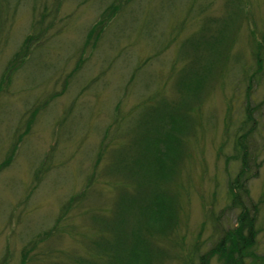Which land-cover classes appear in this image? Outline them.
Masks as SVG:
<instances>
[{"label": "rangeland", "instance_id": "1", "mask_svg": "<svg viewBox=\"0 0 264 264\" xmlns=\"http://www.w3.org/2000/svg\"><path fill=\"white\" fill-rule=\"evenodd\" d=\"M8 1L0 21V77L20 41L30 34V24L39 8L43 5L50 8L52 0ZM116 1L59 0L58 12H50L54 22L46 42L33 47L27 63L11 76L9 84L2 83L0 163L6 159L15 141L16 148L10 164L0 170V264H20L22 246L40 237L42 241L34 250L35 255L39 254V260L25 264H72L73 260L85 258V238H80L77 244L74 236L44 234L49 233L69 197L83 191L85 179L93 174L98 158L95 184L84 191V198L67 213V216L71 215L69 224L77 233L89 228L95 231L97 225L92 224L90 217L92 214L96 218L103 216L98 212L103 207L111 208L118 194L110 184L119 181L113 176L115 174L106 176L105 171L118 142L124 145L130 141L124 133L135 130L141 112L137 108L148 98V94L143 95L147 93L146 89L139 83L146 79L149 83L155 80L163 83L168 78L165 72L174 79L175 71L182 67L183 63L176 61L177 68L172 69L178 56L173 50L175 45L166 43V47L159 48L157 55L162 57V62L153 63L155 58L151 60L147 48L163 40H151L149 46L146 40L134 42L137 38L132 34L143 39L151 36L163 39L169 35V23L174 24L179 16L185 15L187 25L176 40L180 42L187 34L191 36L198 29L196 19L194 21L198 14L192 9L189 15L185 13L190 0H132V6L131 3L124 6L108 23L100 41L84 44L87 31L99 19L102 9ZM201 1V8H207L198 15L203 24L207 19L222 18L223 12H231L235 4L234 0ZM241 1L245 13L233 25L234 45L228 51L227 84L216 78L215 86L207 91L210 95L203 101L205 107H202L204 111L201 109L200 123L195 132L185 135L182 170L172 177L169 182L172 184L167 187L168 193L173 194L180 183L184 193L176 196L182 210L176 213L179 223L174 231L163 238L155 237L153 241L157 249L165 253L164 264H184L182 259L190 257L196 244L199 254L205 253L209 245L206 248L204 245L215 236H212L213 225L221 228L234 225L237 208L227 207L226 181L235 177L237 165L229 159L233 139L243 136L242 133L245 143L252 148L248 154L256 156L260 163L257 176L248 182L251 200L256 202L264 191V77L254 88L250 85L247 89L245 84H240L238 91L234 88L239 75L243 77L246 73L248 77L252 71L245 41L247 32L238 34L237 30L246 27L253 32V38H259L264 27V0ZM118 2L120 4L122 0ZM140 3H143L142 8ZM233 64L234 70L231 69ZM172 81L167 83L164 91L160 90V85L150 86L151 105L160 97L167 102L177 99ZM243 92L251 104L250 120L234 109L233 117H228L231 121L225 122L226 102L233 97L234 106L239 108ZM52 96L54 98L50 100ZM44 100L49 102L48 105L38 112L24 135V121L29 112ZM20 135L23 137L18 139ZM120 153L125 151L116 152V159H125L132 154L118 156ZM47 156L46 166L41 168ZM258 216L255 252L264 254V209ZM82 234H88L86 239L90 238L89 233ZM209 264L218 263L213 260Z\"/></svg>", "mask_w": 264, "mask_h": 264}, {"label": "trees", "instance_id": "2", "mask_svg": "<svg viewBox=\"0 0 264 264\" xmlns=\"http://www.w3.org/2000/svg\"><path fill=\"white\" fill-rule=\"evenodd\" d=\"M118 1L116 3L112 2L107 8L102 9L98 16L99 19L87 31L84 44L100 41L108 23L117 17L115 15L120 13L122 8L131 3L132 0H122L120 4ZM143 1L148 2V0ZM58 2L59 0H52L49 5L50 8L45 5L39 8L40 11L36 13L35 18H33L34 21L30 24V34L20 41L21 44L10 56L1 72L0 89L3 84H9L11 76L27 63L26 61L31 55L33 47H40L48 39L47 33L49 35L51 32L54 22L50 19L51 13L58 12ZM133 2L130 4L131 6L134 4ZM233 2L235 4L231 12L224 11L222 18L207 19L203 24L198 20V15L202 9H207L206 6L201 8L203 7L201 0H190L189 4H191L187 6L185 13L189 15L188 12H191L192 9V12L198 14L194 18V21L195 19L197 21L196 26H198V29L191 36L187 34L186 37L181 38L180 42L176 38L180 37L187 25L185 15L179 16L178 21H174V24L169 23V35H166L163 39L158 36L143 39L137 34H132L137 38L134 42L146 40V44L149 46L153 42L151 40H163L157 43L160 46L155 43V46H151L150 49L147 48L151 60L155 58L152 61L153 63L156 61L162 62V57L157 55L159 54L158 50L166 47L165 44L168 43V45H175L176 48L173 50L178 55L172 63L174 67L172 69L177 68V62L183 64L181 68L175 71L174 79L168 72H165L168 78L163 83H160V80L149 83L146 79V82L142 84L137 81L144 90L146 89L147 93H143V95L148 94V98L143 101L142 107L137 108L141 112L138 121L135 122V130H128L127 133H124V137L130 141L124 145L119 141L114 152L116 154L119 150L125 151V153H120L118 156H126L129 152H132V154L130 153L131 155L125 159L121 157L116 159L113 154L112 161L105 171L106 176L115 174L113 176L119 181L110 184L118 194L116 195L115 204L111 208L105 209L103 207L98 212L102 213L103 216L96 218L97 216L92 214L90 217V221H93L92 224L97 225L95 231L94 228H89L91 231L88 229L86 232L77 233L74 231V227L69 224L71 215L67 216V213L71 207L84 198L86 195L84 191L92 183L95 184L94 175L95 167L99 164L98 158L95 160L93 174L85 179L86 184L83 191L81 190L75 197H69L60 208L59 216L49 233L44 234L50 236L51 233H63V235L69 237L74 236L77 244L78 240H81L82 237L85 238L86 241L82 239L87 245L85 249L83 248L85 258L77 262L73 260L72 264H164L165 253L163 250L157 249V245L153 241L155 237L163 238L174 231V227L179 223L176 213L182 210V207L178 206L179 202L176 196H183L184 193L180 183L177 188L178 192L175 189L173 194L168 193L167 187L172 184L169 183L172 181V177L175 174L178 175V172L182 170L181 164L186 150L185 135L186 133L195 132L198 123H200L201 109L204 111L203 108L205 107L203 101L210 95L207 91L210 87L215 86L216 78H220L224 84L229 78L227 72L230 65L228 51L234 45L232 35L235 33L232 29L235 20L240 19L245 13L241 0H234ZM8 3V0H0V21L2 19L1 14L6 13ZM140 4H142L140 5L142 8L143 3ZM244 28H239L237 32L238 34H242V31L247 32L245 41L249 51L248 57L251 61L250 68L252 71L248 77L245 76V73L243 77L239 75V79L235 80L234 88L237 87V89L235 88L237 91L240 84H245L244 86L247 89L250 85L254 88L258 85L257 81L264 77V27L262 33H259L258 39L253 38L251 30ZM121 33L122 31H120ZM75 69H73L74 72ZM231 69H236L235 64L231 65ZM231 69L230 71H232ZM157 75L159 74L157 73ZM171 81L177 99L167 102L166 99L160 97L151 105L152 97H150V94L152 92L150 86L160 85V90L164 91L167 83ZM244 91L250 94L248 90ZM241 100L239 108L234 106L235 99L233 97H230L226 102L225 117L223 118L225 122L229 119V116L233 117L234 109H237L242 117H246V120H250L248 116L252 112H250L251 104L248 102L245 93ZM48 103L47 100H44L43 104L34 106L29 112V116L24 121V135L33 125L35 116L39 115L38 112L44 109ZM228 121L230 122L231 119ZM242 134L243 136L234 137L232 156L229 159L237 165L235 177L226 181L227 207L237 208L234 225L229 228L213 225L214 232L212 236H215L210 237L211 242L204 245L205 248L209 245L206 252L199 254L196 244L190 257L188 255L182 259L184 264H209L213 260L218 264H264V254H256L255 252L259 232L256 224L260 210L264 209V191L261 194L262 197L256 202L251 200L252 198L248 192V182L257 176L256 173L260 163L257 161L256 156L248 154V150L252 148L245 143V134ZM22 137L23 135H20L18 139ZM15 142L7 153L6 159L0 163V170L6 168L14 158ZM98 157H100V153ZM48 158V156L45 158L41 168L46 166ZM109 215L111 216L109 217ZM92 226L94 227V225ZM82 233H89L90 238L86 239L88 234L84 235ZM41 239L42 237L32 239L22 246L20 264L39 260V254L35 255L34 250L41 243Z\"/></svg>", "mask_w": 264, "mask_h": 264}]
</instances>
